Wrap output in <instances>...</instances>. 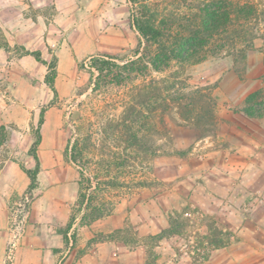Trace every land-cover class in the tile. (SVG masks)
Returning <instances> with one entry per match:
<instances>
[{"label": "rangeland", "instance_id": "374dc122", "mask_svg": "<svg viewBox=\"0 0 264 264\" xmlns=\"http://www.w3.org/2000/svg\"><path fill=\"white\" fill-rule=\"evenodd\" d=\"M231 1L244 11L233 5L230 21L206 30L196 22L203 9L225 13L221 0H150L166 36L143 41L137 55L129 0H0V127L7 135L0 168L7 159L35 166L28 150L47 107L40 185L28 194L26 174V187L10 198L4 264L15 263L30 232L63 237V248H52L58 261L68 247L79 258L113 240L123 250L145 246L144 264H264V0ZM40 24L48 27L41 42ZM17 45L42 50L48 61L59 56L56 104L48 106L53 92L43 63L31 55L9 62L24 57ZM92 56L120 67L92 70ZM194 107L213 111L214 131L195 127ZM76 144L82 201L79 166L67 153ZM171 222L174 234L151 237Z\"/></svg>", "mask_w": 264, "mask_h": 264}, {"label": "trees", "instance_id": "16d2710c", "mask_svg": "<svg viewBox=\"0 0 264 264\" xmlns=\"http://www.w3.org/2000/svg\"><path fill=\"white\" fill-rule=\"evenodd\" d=\"M223 5H221V9L225 11L223 12H213V14L208 13L205 9H203V15L201 17L200 23L197 21V25L199 28H204L206 30H213L212 23H217L219 19L230 21L231 15H230V7L235 5L240 7L242 12L245 9L244 7H241L242 4L240 3H234L231 0H221ZM131 4V13H130V19L132 26L136 29V31L140 35V41H139V47L136 50L137 55L141 53L142 44L143 41H146L147 43H160L164 37L166 36V32L164 29L158 24L159 23V11L153 7V5L150 3V0H129ZM218 7V6H216ZM240 10V11H241ZM241 13V12H240ZM196 34V33H195ZM1 43V42H0ZM4 43V42H2ZM3 47H5L7 50L11 49V45L8 42H5L2 44ZM17 52L20 57L31 55L33 56L37 61L43 63L47 67V73L45 75V82L50 87V89L53 92V99L50 101L48 106H52L57 103L59 99V91L57 89L56 81L58 77V66H59V56L57 54L53 55L52 60L48 61L44 58V54L42 50H31L23 45H17ZM104 57H108L109 59L113 57L108 55H103ZM91 60V68L92 70H96L98 72H104L105 70L113 71L116 67H120L117 63L112 62L110 60H104L102 58H99L98 56H92L90 58ZM250 105H253L255 102L254 100L249 101ZM186 108V106H183ZM47 111V107H44L40 113V118L38 121L37 127H33V134H34V140L28 150V155L32 156L35 160V166L33 168H28L24 164L21 165L23 170L26 172L30 179L29 186L27 188V193L32 194L36 189L39 188L40 181H39V174L42 170V162L39 155V148L43 141V133L42 128L45 122V113ZM246 113L250 116L255 115L254 112L250 109L246 110ZM189 119H191L194 122V125L197 129L204 133H208L211 131H214L216 123H215V116L212 110L203 111V109H200V112L196 107L193 108L191 117L189 116ZM0 143H2L5 137H7L6 133L4 132V126L0 127ZM67 153L69 154L71 160L76 163L79 166V172H80V179H79V188H80V195L79 200L82 201L85 199V196L82 194V189L85 183V169L84 166L81 164V160L79 159V156L81 151L78 148V145H74V147L68 146ZM80 162V163H79ZM92 186V182L90 183ZM104 214L102 212L99 213V216H103ZM73 224L70 222L68 224L67 229L63 230L62 233L64 235L66 243H69L68 239V233L69 229H71ZM179 226V225H178ZM209 231H213L216 229V222L212 221L208 225ZM175 233V229H173V222H171L170 227L162 230L159 234L151 236L153 239L161 240L167 236H170ZM220 237H218L215 242H219L220 244H223V240H219Z\"/></svg>", "mask_w": 264, "mask_h": 264}, {"label": "crops", "instance_id": "0c3cea01", "mask_svg": "<svg viewBox=\"0 0 264 264\" xmlns=\"http://www.w3.org/2000/svg\"><path fill=\"white\" fill-rule=\"evenodd\" d=\"M6 25L7 24H3L2 27ZM19 27L16 28V31L21 33L22 29L18 31ZM42 27L41 24L38 25V28L34 27V29L37 28L40 31L39 35L36 36V41L40 40L41 42V40L45 38L48 39V35L45 36L48 27L46 25L44 28ZM25 57L26 56L22 58H11L9 62L15 64L18 63V61H23ZM26 176V173L20 168V165L10 159L5 160L4 165L0 168V177L3 179L0 181V264H4L5 255L11 238L8 204L12 195L18 191L24 190L26 187L24 182ZM67 219L66 216L62 217L61 223L63 224ZM166 227L167 225L164 226V228ZM100 231L104 230L101 229ZM108 231L111 232L112 230ZM55 236L56 238L53 240L52 238L49 239L44 233L39 235L30 232L23 238L14 264H60L64 259H66L64 264H144L146 261L147 250L145 246L123 250L120 244H117V242L113 240L93 244L89 251L83 252L79 258H76L75 248L74 251L71 252L72 249L68 247L65 252L62 251L60 253L64 254L58 261V255L52 253V248H63L64 240L59 234ZM80 246L83 247L84 243L82 242L79 247ZM169 247L170 245L160 248L159 257L157 259L158 262L165 259L166 255L168 256L170 253ZM164 261L162 263H164Z\"/></svg>", "mask_w": 264, "mask_h": 264}, {"label": "built area", "instance_id": "2783aa9c", "mask_svg": "<svg viewBox=\"0 0 264 264\" xmlns=\"http://www.w3.org/2000/svg\"><path fill=\"white\" fill-rule=\"evenodd\" d=\"M17 246H18V244H17V242H15V240L12 242V246H11V248H10V253H9V255H8V258L9 259H12L13 257H14V253H15V251H16V249H17Z\"/></svg>", "mask_w": 264, "mask_h": 264}]
</instances>
